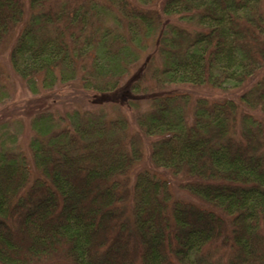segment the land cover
I'll use <instances>...</instances> for the list:
<instances>
[{
  "label": "trees",
  "instance_id": "16d2710c",
  "mask_svg": "<svg viewBox=\"0 0 264 264\" xmlns=\"http://www.w3.org/2000/svg\"><path fill=\"white\" fill-rule=\"evenodd\" d=\"M158 1L0 0V264H264V0Z\"/></svg>",
  "mask_w": 264,
  "mask_h": 264
},
{
  "label": "rangeland",
  "instance_id": "374dc122",
  "mask_svg": "<svg viewBox=\"0 0 264 264\" xmlns=\"http://www.w3.org/2000/svg\"><path fill=\"white\" fill-rule=\"evenodd\" d=\"M25 1L27 3V6H28L27 0H25ZM158 2H160V0ZM138 68H139V64H136L135 66H133L131 73L132 74L135 73L138 70ZM2 71L4 72V77H5L6 81L8 82L9 90L12 93L11 94V96H12L11 100L14 102L13 103L9 102V103H5V104L0 105V121H1L4 113H5L4 115L6 116V118H9V117L12 118L17 114H16V112H15V114L14 113L11 114L9 112V110H12V108H14V107L21 108L27 100L33 99L36 97L31 92V90L26 85V83L24 81H22L14 73V71L11 69L10 65L8 64L7 60H5V59H3V61H2ZM71 85L70 86L69 85L68 86H59L58 88H56L52 92L47 93L45 95L42 94V95L45 96L44 97L45 100L50 98L51 105L60 108L62 111H66L67 109H72L77 104H79L81 107H90L88 102H86L85 100H76L79 98V97H76L77 96V88L73 87ZM189 91L193 95H204V96L210 97L211 99L224 98V97L231 95V92L232 93L235 92L234 90L224 92L222 90H216V89L211 88V87L210 88H193L192 87L191 89H189ZM38 101L41 102L40 100H38ZM1 115H2V117H1ZM17 116H19V115H17ZM24 122H25V127L22 131L20 141H21L22 146L26 150H28L30 138L32 135H34V133L30 129V125L27 122V118H26V120L24 119ZM131 127H132V130L135 129V127L133 125H131ZM147 164H148V161H147V155H146L144 160L140 163V166H145Z\"/></svg>",
  "mask_w": 264,
  "mask_h": 264
}]
</instances>
